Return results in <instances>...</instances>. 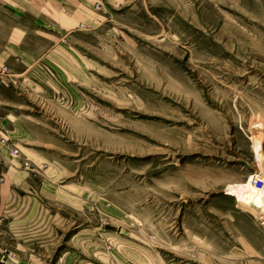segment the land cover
<instances>
[{
  "label": "rangeland",
  "instance_id": "374dc122",
  "mask_svg": "<svg viewBox=\"0 0 264 264\" xmlns=\"http://www.w3.org/2000/svg\"><path fill=\"white\" fill-rule=\"evenodd\" d=\"M255 126L264 0H0L2 264H264Z\"/></svg>",
  "mask_w": 264,
  "mask_h": 264
},
{
  "label": "bare ground",
  "instance_id": "6f19581e",
  "mask_svg": "<svg viewBox=\"0 0 264 264\" xmlns=\"http://www.w3.org/2000/svg\"><path fill=\"white\" fill-rule=\"evenodd\" d=\"M254 128L252 144L261 166L248 175L244 183L229 188L226 194L232 196L245 209H248L260 218H264V154L262 152L264 134L257 126ZM258 179L263 181L261 186L255 183Z\"/></svg>",
  "mask_w": 264,
  "mask_h": 264
},
{
  "label": "built area",
  "instance_id": "2783aa9c",
  "mask_svg": "<svg viewBox=\"0 0 264 264\" xmlns=\"http://www.w3.org/2000/svg\"><path fill=\"white\" fill-rule=\"evenodd\" d=\"M5 144H6V140H5L4 138H1V139H0V147H1V146H4ZM9 152H10V154H11L12 156H14V157H18V156H19V150H18L17 148H10V149H9ZM23 165H24L26 168H28V166H29V161H28L27 159H24V161H23ZM256 182H258L259 186L262 185V180H261V179L256 180ZM256 182H255V183H256Z\"/></svg>",
  "mask_w": 264,
  "mask_h": 264
},
{
  "label": "crops",
  "instance_id": "0c3cea01",
  "mask_svg": "<svg viewBox=\"0 0 264 264\" xmlns=\"http://www.w3.org/2000/svg\"><path fill=\"white\" fill-rule=\"evenodd\" d=\"M2 164L4 165V163H2ZM3 165H2V167H1L2 169H3V167H4ZM5 168H6V167H4V169H5ZM2 189H3V188H1V186H0V192L2 191ZM8 191H9V188H8ZM10 194H11V193H10ZM10 194L8 193V197L6 198V200H8V201H9V195H10ZM3 204H4V207H5V201H4ZM0 258H1V256H0ZM2 261H3V260L0 259V264H2Z\"/></svg>",
  "mask_w": 264,
  "mask_h": 264
}]
</instances>
